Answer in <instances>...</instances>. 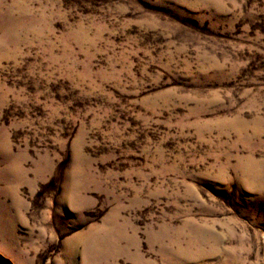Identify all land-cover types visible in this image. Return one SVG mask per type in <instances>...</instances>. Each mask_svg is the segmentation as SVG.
<instances>
[{"label": "rangeland", "instance_id": "obj_1", "mask_svg": "<svg viewBox=\"0 0 264 264\" xmlns=\"http://www.w3.org/2000/svg\"><path fill=\"white\" fill-rule=\"evenodd\" d=\"M0 264H264V0H0Z\"/></svg>", "mask_w": 264, "mask_h": 264}]
</instances>
